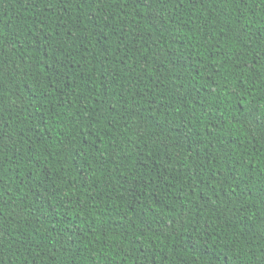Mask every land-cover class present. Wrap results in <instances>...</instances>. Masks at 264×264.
I'll use <instances>...</instances> for the list:
<instances>
[{
    "label": "trees",
    "instance_id": "trees-1",
    "mask_svg": "<svg viewBox=\"0 0 264 264\" xmlns=\"http://www.w3.org/2000/svg\"><path fill=\"white\" fill-rule=\"evenodd\" d=\"M0 264H264V0H0Z\"/></svg>",
    "mask_w": 264,
    "mask_h": 264
}]
</instances>
